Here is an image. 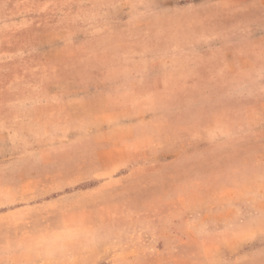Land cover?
<instances>
[{
    "label": "rangeland",
    "instance_id": "obj_1",
    "mask_svg": "<svg viewBox=\"0 0 264 264\" xmlns=\"http://www.w3.org/2000/svg\"><path fill=\"white\" fill-rule=\"evenodd\" d=\"M259 22L264 0H0V122L19 133L0 140V264H264V170L221 128L208 146L131 137L103 177L57 150L83 118L109 143L135 88L175 84L208 52L193 44Z\"/></svg>",
    "mask_w": 264,
    "mask_h": 264
},
{
    "label": "crops",
    "instance_id": "obj_2",
    "mask_svg": "<svg viewBox=\"0 0 264 264\" xmlns=\"http://www.w3.org/2000/svg\"><path fill=\"white\" fill-rule=\"evenodd\" d=\"M210 35L205 43L196 42L191 48L208 52H198L187 64L175 63V84L159 85L163 78L158 74L148 78V89L133 90L129 107L133 122L117 127L109 143L103 139L101 125L83 118L63 123L66 137L57 150L73 158L95 156L96 176L103 177L109 175L104 173L109 166L114 173L126 167L122 159L131 137L145 143L160 142L167 136L202 137L208 146L215 144L219 127L222 146L237 147L243 165L251 163L264 170V25L259 22L237 29L231 37ZM210 50L219 56L230 51L225 54L228 61L221 64L217 58L210 59ZM70 131L76 134L75 140L70 139ZM6 138L19 141L13 120L0 122V140ZM106 155L115 158L105 164Z\"/></svg>",
    "mask_w": 264,
    "mask_h": 264
}]
</instances>
